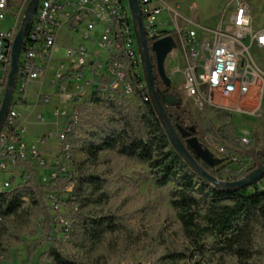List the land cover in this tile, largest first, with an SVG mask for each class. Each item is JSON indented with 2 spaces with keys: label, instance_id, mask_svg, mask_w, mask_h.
Here are the masks:
<instances>
[{
  "label": "built area",
  "instance_id": "1",
  "mask_svg": "<svg viewBox=\"0 0 264 264\" xmlns=\"http://www.w3.org/2000/svg\"><path fill=\"white\" fill-rule=\"evenodd\" d=\"M137 1L149 46L169 37V22L179 33L181 49L176 48L173 53L185 63L184 105L203 118L210 112L233 114L242 111L240 104L251 98L256 88L261 87L264 92V73L251 54L253 47L264 49V28L256 29L254 12L247 2L228 4L225 11L229 10L230 19L227 20L225 12L218 29L198 26L202 37L187 28L193 22L181 13L178 4L172 5L167 0ZM30 2L24 0L16 6L15 0H0V22L11 20L8 30L0 31V110L13 45ZM195 8V4L190 5L191 10ZM129 13L132 16L123 0H41L24 39L11 106L0 127V196L30 189L34 184L52 188L48 193L51 243H66L70 239L73 222L62 215L64 206L78 210L74 182L66 181L67 198L58 192L60 184L74 176L68 169L74 161L68 138L80 122L77 107L93 95L125 98L140 104L139 98L151 101ZM162 15L167 16V22L160 20ZM64 29L71 41L80 42L61 46L59 37ZM62 50L64 55L55 58ZM50 73L52 89L66 109L53 107L54 127L48 128L37 143H29L25 115L39 107L51 106L52 96L43 90ZM35 82H39L40 89L36 99L30 101L28 89ZM36 119L40 125L48 122L41 113ZM218 138L221 147L216 151L224 156L233 145ZM53 139L57 140L54 150L45 155L42 149L48 148L45 144ZM238 142L244 144L249 140L243 137ZM258 185L264 190V178ZM22 202L27 209L29 195H24Z\"/></svg>",
  "mask_w": 264,
  "mask_h": 264
},
{
  "label": "trees",
  "instance_id": "2",
  "mask_svg": "<svg viewBox=\"0 0 264 264\" xmlns=\"http://www.w3.org/2000/svg\"><path fill=\"white\" fill-rule=\"evenodd\" d=\"M151 60L156 89L171 122L197 137L201 146L206 148L202 138L212 130L205 132L192 112L183 107L180 98H177L180 101L178 106L167 104L165 97L172 95L176 98L177 91L161 81L153 53ZM139 99L142 103L136 105L125 98L93 95L77 107L80 122L68 140L73 149L79 147L92 163H97L103 153L114 152L147 164L158 187L174 184L171 206L188 248L166 253L158 264H209L213 259L233 260L236 264H264V190L258 183L238 189H215L207 185L195 174L194 168L176 153L151 101ZM215 114L222 124L219 136L231 144L238 142L234 127L228 122L229 115ZM182 140L185 143V139ZM188 150L199 166L227 182L246 177L264 161V150H252L251 167L238 175L225 167L218 168L220 163L209 167ZM66 181L76 185L78 207L70 216L73 222L69 241L71 250L63 244H50L39 264H89L86 254L98 251L106 238L117 234L121 227L118 218L112 214H102L94 219L85 213L92 205H103L105 181L85 175L80 168L75 177ZM35 188H38L37 184L30 189H19L0 196V259L14 243L10 230L16 227H11L10 222H16V226L21 227L32 225L44 212ZM24 195L30 197L27 209L23 208ZM49 220L47 216V223ZM48 232L50 229L47 226L43 238L30 247L29 257L47 242ZM16 242H22L20 237Z\"/></svg>",
  "mask_w": 264,
  "mask_h": 264
},
{
  "label": "rangeland",
  "instance_id": "3",
  "mask_svg": "<svg viewBox=\"0 0 264 264\" xmlns=\"http://www.w3.org/2000/svg\"><path fill=\"white\" fill-rule=\"evenodd\" d=\"M23 1L15 0L16 6H20ZM167 1L171 2L172 5H179L181 13L193 22V24H188V27H186L196 30L202 37L203 33L198 26L207 29H218L222 15L225 12L227 20L230 19L229 10L225 11L228 4L236 6L237 1L247 2L254 12L256 29L264 28V0ZM123 4L129 11L128 0H123ZM193 4L196 6L195 10L190 9V5ZM130 20L132 23L131 14ZM160 20L167 22V16L162 15ZM10 24V19L3 23L0 22V31H7ZM167 29L170 33L169 36L176 43L177 50H180V37L175 25L169 22ZM68 35V31L64 29L59 37L61 46L76 45L80 42L71 41ZM97 38H99L98 35ZM246 43L248 44V42ZM251 54L258 68L264 73V51L253 47ZM63 55L64 50L55 58ZM184 66V60L176 53L168 58L165 65L171 86L177 91L176 99L180 98L183 107L192 112L195 121L205 132L206 130H212L206 133L202 139L206 148L215 158L220 160L218 168L225 167L238 175L243 174L253 163L250 152L252 150H264V92L261 87L256 88L252 97L240 104L241 112L226 113L230 117L228 122L234 127L236 137L239 140L246 137L249 142L244 144L235 142L232 144L233 148L228 147L226 154L221 156L217 153L216 148L221 147L218 131L222 124L215 112H210L208 117L203 118L197 111L190 109L188 105H184L182 98ZM35 90L34 86H30L28 93L31 97L35 94ZM133 104L138 105L139 102H133ZM38 112H42V108H38ZM220 114H223V112H220ZM44 128L43 126L30 127L26 136L27 140L35 141L37 136L44 133ZM56 143V139L50 140L45 144V147H54ZM73 159V164L68 169L74 173V177L79 173L80 168L85 175L95 176L105 181L103 205L101 207L92 205L85 213L94 219L102 214L109 213L116 216L121 224L118 233L106 238L98 251L86 254L89 264H158L166 253L175 250L185 251L188 248L177 224L176 213L171 206V191L175 187L173 183L163 188L158 187L153 172L147 164L138 163L114 152L103 153L97 163H92L84 156L79 147H76L73 149ZM66 184L67 182L64 180L59 186L60 189H58V192L65 198H67L64 191ZM34 190L44 212L32 225L21 227L16 226V222H10L11 227H16L10 230L12 242L14 243L10 247V251L0 259V264H39L41 256L50 248V244H63L71 250L70 239L66 243H51L49 241L52 232V215L48 193L53 189L38 186ZM72 211H75L73 207L66 205L61 213L71 220ZM47 216L50 218L49 223L46 221ZM39 223L42 227H39ZM47 226L50 229V232L46 235L47 242H44L37 249L35 255L29 257L30 247L35 241L43 238L42 234ZM18 237L22 242H16ZM209 264L236 263L233 260L213 259Z\"/></svg>",
  "mask_w": 264,
  "mask_h": 264
},
{
  "label": "water",
  "instance_id": "4",
  "mask_svg": "<svg viewBox=\"0 0 264 264\" xmlns=\"http://www.w3.org/2000/svg\"><path fill=\"white\" fill-rule=\"evenodd\" d=\"M40 2L41 0H31V2L29 3V6L25 13L24 21L13 45L11 70L9 73L3 104L0 110V127L3 124L11 106L12 97L17 83L21 49L33 16L37 11ZM128 4L132 13L135 36L140 52V60L144 70L145 82L147 85L151 103L156 110L160 120L162 121V125L166 132V135L176 153L184 160L185 163L191 165L194 168L195 174L200 179H202L207 185L215 189H238L259 183L264 178V161L258 166L256 170L248 174L246 177L237 181L230 182L219 180L218 178L207 172L205 169H203L201 166H199V164H197L195 158L189 152L188 148L193 151V153L209 167L217 166L220 163V160L215 158L208 148L202 147L197 137L192 136L190 132L186 131L181 126L173 125L165 111L164 106L161 103L154 80L151 60L152 53L155 56L156 67L161 81L167 87H171V82L167 76L165 65L168 58L176 50V43L173 38L169 36L160 39L149 46L145 37L139 3L137 0H128ZM165 98L167 104L170 106H178L180 104V101L172 95H167ZM182 138L185 139V143L183 142Z\"/></svg>",
  "mask_w": 264,
  "mask_h": 264
},
{
  "label": "crops",
  "instance_id": "5",
  "mask_svg": "<svg viewBox=\"0 0 264 264\" xmlns=\"http://www.w3.org/2000/svg\"><path fill=\"white\" fill-rule=\"evenodd\" d=\"M260 50L264 51V49H260ZM52 76H53L52 73H50L49 76L45 78V86L43 88V90L45 92H47L48 94H51V96H52V98H51L52 99V104H51V106L39 107V108H42V112H38L37 113V109H36L35 112H26V115H25L26 124H27V134H26V136L29 133V128L32 127V126H43V127H45L44 131H43L44 133H45V131L48 128H53L54 127L53 126L54 120L52 118L53 107L62 106L64 108V104H62L60 98L55 95L54 89H52V86H51V78H52ZM30 86H34L36 88L35 94L32 97L28 93L30 101H34L36 99L37 93H38V91L40 89V84H39V82H35V83H32ZM30 86H29L28 92L30 90ZM64 109H66V107ZM39 113L45 115V117H46V119L48 121L46 125H40V124L37 123L36 115L39 114ZM32 118H34V120H32ZM44 133H42L39 136H37L35 141H28L27 137H26V140L29 143H37L41 139V137L43 136ZM53 150H54V147H51V148L48 147V148L42 149V151H43V153H45V155H49L50 153H52Z\"/></svg>",
  "mask_w": 264,
  "mask_h": 264
}]
</instances>
